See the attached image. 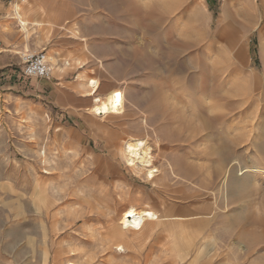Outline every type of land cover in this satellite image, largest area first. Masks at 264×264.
<instances>
[{"label":"rangeland","instance_id":"rangeland-1","mask_svg":"<svg viewBox=\"0 0 264 264\" xmlns=\"http://www.w3.org/2000/svg\"><path fill=\"white\" fill-rule=\"evenodd\" d=\"M0 264H264V0H0Z\"/></svg>","mask_w":264,"mask_h":264},{"label":"bare ground","instance_id":"bare-ground-1","mask_svg":"<svg viewBox=\"0 0 264 264\" xmlns=\"http://www.w3.org/2000/svg\"><path fill=\"white\" fill-rule=\"evenodd\" d=\"M88 85L91 86V90L89 95H93L94 104L92 105V111L98 114H107L110 113L111 110L119 111L122 107V100L115 96H106L105 98H100L97 95H94L96 92V80L90 79ZM140 150H142V154H140ZM151 151V149H150ZM122 154L129 160L130 163H133L135 159H137L140 164V170H145L146 176L150 179L155 177L154 172L157 169H153V163L151 160V155L148 150V147L145 146V143L142 140H134V142L129 141L125 143L124 148L122 149ZM135 163V162H134ZM145 174V173H144ZM157 216L154 212L147 209H136L133 206L126 208L120 216L119 223L122 224L123 228H131L139 230L142 228L145 220L154 219Z\"/></svg>","mask_w":264,"mask_h":264},{"label":"built area","instance_id":"built-area-1","mask_svg":"<svg viewBox=\"0 0 264 264\" xmlns=\"http://www.w3.org/2000/svg\"><path fill=\"white\" fill-rule=\"evenodd\" d=\"M23 75L27 77L49 78L52 66L45 50L22 54Z\"/></svg>","mask_w":264,"mask_h":264},{"label":"crops","instance_id":"crops-1","mask_svg":"<svg viewBox=\"0 0 264 264\" xmlns=\"http://www.w3.org/2000/svg\"><path fill=\"white\" fill-rule=\"evenodd\" d=\"M15 15H16V11H15ZM17 17H19V15L17 16ZM21 21L22 20H20V24H21ZM22 25V24H21ZM24 25H25V22H24ZM24 25H22L23 27H24ZM67 64V63H66Z\"/></svg>","mask_w":264,"mask_h":264}]
</instances>
